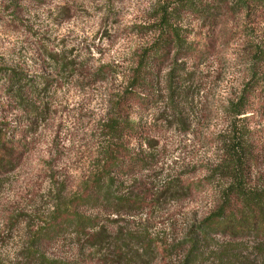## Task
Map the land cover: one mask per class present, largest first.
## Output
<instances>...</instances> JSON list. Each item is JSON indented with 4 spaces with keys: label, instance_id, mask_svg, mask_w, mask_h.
<instances>
[{
    "label": "trees",
    "instance_id": "trees-1",
    "mask_svg": "<svg viewBox=\"0 0 264 264\" xmlns=\"http://www.w3.org/2000/svg\"><path fill=\"white\" fill-rule=\"evenodd\" d=\"M185 10L210 31L202 45L192 43L176 23ZM249 18L253 30L245 22ZM230 21L236 22L233 27ZM154 33L119 86L107 66L45 51L29 64L17 59L0 65L5 99L0 102V192L21 166L32 132L50 112L59 80H77L82 89L97 86L106 108L94 164L68 198L61 197L66 182L54 184L53 200L65 203L51 207L42 227L26 225L27 241L12 264H78L80 256L98 264H142L149 257L154 259L149 264H164L177 253L178 264H196L216 237L233 243L211 252L217 262L264 264V0L251 8L243 0H179L175 9L161 10ZM212 82L223 85L219 105L196 108L200 122L220 113L222 126L206 138L211 156L180 163L172 147L183 140L170 138L171 147L159 144L171 130L183 136L202 125L184 107ZM160 107L166 116L158 113ZM13 114L23 126L12 127ZM202 196L208 200L205 211L197 207L180 228L175 247L145 246L141 234H118L114 227L134 212L161 210L169 198L182 212L185 199ZM61 237L72 241L74 253L69 260L46 258L40 245ZM246 238L259 242L254 260L234 244Z\"/></svg>",
    "mask_w": 264,
    "mask_h": 264
},
{
    "label": "rangeland",
    "instance_id": "rangeland-1",
    "mask_svg": "<svg viewBox=\"0 0 264 264\" xmlns=\"http://www.w3.org/2000/svg\"><path fill=\"white\" fill-rule=\"evenodd\" d=\"M192 1L201 3L205 0ZM243 1L251 8L256 0ZM178 4L179 0H0V65L17 59L29 64V59L39 58V54L45 51L63 57H76L95 66H107L116 79L114 86H119L135 55L154 37L161 10L171 11ZM176 20L192 43L202 45L210 33L186 10ZM245 22L253 30L252 18ZM235 23L230 21L229 27ZM79 84L77 80L67 79L56 83L55 91L51 93L50 112L32 132L21 166L7 177L0 192V264L15 262L27 241L29 229L26 225L42 227V222L48 220L51 207L57 202L65 203L63 199L53 200L56 193L54 184L65 181L61 197L68 198L76 191V184L84 172L94 164L92 158L96 154L99 127L106 108L97 86L82 89ZM222 88L221 83L212 82L206 90L195 95L194 103L189 101L184 112L194 122H200V113L196 108L199 110L200 105L204 106L203 110L217 107ZM1 100L0 93V102L5 101ZM160 109L158 113L163 112L162 117L166 116L167 111L162 107ZM217 114L215 119L201 121L202 125L197 126V130L191 128L190 133L183 136L169 131L161 139L159 147L163 142L171 147L170 138L175 137L177 141L183 140L180 146L172 147L180 163L198 162L211 156L212 151H207L206 138L222 126L220 113ZM14 116H11L14 120L12 127L23 126L22 119ZM191 169L192 166L188 167L185 173L190 175ZM207 202L203 196L197 200L185 199L181 212L176 201L169 198L162 204L161 210L152 214L134 212L130 217L119 219L114 227L118 234L121 230L135 233L132 236L136 238L141 234L145 246L159 244L175 247L181 239L180 228L184 229V224L190 222L197 207L200 206L203 213ZM16 217L23 219L22 223L15 224ZM182 232L184 234L185 230ZM137 240L138 244L142 241ZM228 243V240L216 237L208 255L200 257L196 264H221L211 252L225 250ZM234 244L242 254L254 260L259 242L246 238ZM39 248L46 258L52 260H69L74 253L68 237L45 241ZM179 255L173 254L164 264H178ZM153 260L149 257L142 264ZM78 264L98 263L80 256Z\"/></svg>",
    "mask_w": 264,
    "mask_h": 264
}]
</instances>
